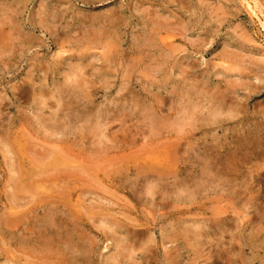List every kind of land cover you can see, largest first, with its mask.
I'll list each match as a JSON object with an SVG mask.
<instances>
[{
    "label": "rangeland",
    "instance_id": "rangeland-1",
    "mask_svg": "<svg viewBox=\"0 0 264 264\" xmlns=\"http://www.w3.org/2000/svg\"><path fill=\"white\" fill-rule=\"evenodd\" d=\"M0 9V264H264V0Z\"/></svg>",
    "mask_w": 264,
    "mask_h": 264
},
{
    "label": "bare ground",
    "instance_id": "bare-ground-1",
    "mask_svg": "<svg viewBox=\"0 0 264 264\" xmlns=\"http://www.w3.org/2000/svg\"><path fill=\"white\" fill-rule=\"evenodd\" d=\"M26 2H27V1H26ZM246 3H247V2H246ZM249 5H250V4H249ZM15 8H16V7H15ZM249 8H251V7H249ZM0 10H1V9H0ZM9 10H10V9H9ZM11 11H12V10H11ZM252 11H253V10H252ZM111 13H112V12H111ZM110 16H111V15H110ZM108 19H110V18H108ZM97 21H99V20H97ZM4 22H5V21H4ZM8 23H9V22H8ZM11 23H12V22H11ZM5 24H6V23H5ZM14 24H15V23H14ZM6 25H9V24H6ZM10 25H11V24H10ZM16 26H17V25H16ZM100 26H101V25H100ZM100 26H99V27H100ZM108 27H109V26H108ZM106 32H107V30H106ZM96 36H97V35H96ZM108 39H109V38H108ZM171 55H172V54H171ZM79 57H80V56H79ZM83 57H84V56H83ZM83 57H82V58H83ZM80 60H81V59H80ZM82 61H83V60H82ZM108 61H109V60H108ZM113 64H114V63H113ZM76 65H77V64H76ZM107 65H108V64H107ZM109 65H110V63H109ZM79 66H82V65H79ZM82 67H83V66H82ZM80 68H81V67H80ZM84 68H85V66H84ZM72 69H73V68H72ZM81 69H82V68H81ZM76 70H77V69H76ZM82 70H83V69H82ZM102 70L104 71V69H102ZM77 72H78V71H77ZM83 72H84V71H83ZM83 72H81V73H83ZM85 73H86V72H85ZM83 74H84V73H83ZM88 75H89V74H88ZM75 76H76V75H75ZM82 77H83V76H82ZM83 79H84V78H83ZM85 83H86V82H85ZM83 84H84V83H83ZM63 92H64V91H63ZM65 92H66V91H65ZM69 92H70V91H69ZM56 93H58V92H56ZM191 93H192V92H191ZM63 95H64V94H63ZM70 95H71V94H70ZM192 95H193V94H192ZM195 95H196V94H195ZM65 97H66V96H65ZM74 98H75V97H74ZM198 99H199V98H198ZM55 103H56V102H55ZM189 103H190V101H189ZM217 103H218V102H217ZM57 104H58V103H57ZM74 104H75V103H74ZM58 105H59V104H58ZM74 106H75V105H74ZM81 106H82V105H81ZM190 106H191V105H190ZM57 107H58V106H57ZM57 107H56V108H57ZM72 107H73V106H72ZM75 107H76V106H75ZM58 108H59V107H58ZM218 108H219V107H218ZM220 108H221V107H220ZM72 109H73V108H72ZM105 109H106V108H105ZM216 109H217V108H216ZM222 109H223V107H222ZM63 110H64V109H63ZM74 110H75V109H73V111H74ZM80 110H81V109H80ZM82 110L84 111L85 109H82ZM87 110H88V109H87ZM83 111H82V112H83ZM108 111H109V110H108ZM219 111H220V110H219ZM76 112H77V115H78V111H76ZM79 112H80V111H79ZM106 112H107V111H106ZM64 113H65V111H64ZM72 113H73V112H72ZM87 113H88V112H87ZM87 113H86V114H87ZM216 113H217V112H215V113L212 112V113H210V114H212V117L215 118L214 116H215ZM231 113H232V112H231ZM86 114H85V115H86ZM101 114H102V113H101ZM195 114H196V113H195ZM54 115H55V114H54ZM68 115H69V114H68ZM83 115H84V114H83ZM213 115H214V116H213ZM224 115H226V114H224ZM227 115H228V114H227ZM49 116H50V115H49ZM55 116H56V115H55ZM62 116L64 117V115H62ZM217 116H218V120H219L220 117H219V115L216 114V118H217ZM229 116H230V113H229ZM231 116H232V115H231ZM73 117H74V116H73ZM80 117H81V116H80ZM91 117H92V116H91ZM98 117H99V116H98ZM210 117H211V116H210ZM224 117H225V116H224ZM68 118H69V117H68ZM106 118H107V117H106ZM201 118H202V117H201ZM205 118H206V117H205ZM47 119H48V118H47ZM91 119H92V118H91ZM101 119H102V118H101ZM114 119H115V118H114ZM104 120H105V119H104ZM48 121H49V119H48ZM59 121H60V120H59ZM91 121H92V120H91ZM105 121H109V120H105ZM208 121H209V120H208ZM102 122H103V121H102ZM109 122H110V121H109ZM215 122H216V121H215ZM59 123H60V122H59ZM63 123H65V120H64ZM70 123H71V122H70ZM105 123H106V122H105ZM49 124H50V123H49ZM51 124H52V123H51ZM66 124H68V123L66 122ZM73 124H74V123H73ZM86 124H87V123H86ZM101 124H103V123H101ZM104 125H105V124H104ZM48 126H49V125H48ZM51 126H52V125H51ZM54 126H55V124H54ZM69 126H70V125H69ZM76 126H77V125H76ZM82 126H83V124H82ZM98 126H99V125H98ZM102 126H103V125H102ZM49 127H50V126H49ZM49 127H48V128H49ZM69 128H70V127H69ZM98 129H99V128H98ZM106 129H107V128H106ZM62 130H63V129H62ZM91 130H92V129H91ZM62 132H63V131H62ZM65 132H66V131H65ZM58 133H60V132H58ZM66 133H68V132H66ZM61 134H62V133H61ZM71 134H72V133H71ZM62 138H63V137H62ZM63 142H64V141H63ZM102 144H103V143H102ZM239 146H240V145H239ZM93 147H94V146H93ZM65 151H66V150H65ZM215 152H216V151H215ZM233 152H234V151H233ZM220 153H221V152H220ZM212 158H213V156H212ZM222 158H223V157H222ZM211 160H212V159H211ZM222 160H223V159H222ZM220 164H221V163H220ZM211 165H212V164H211ZM215 165H216V164H215ZM75 169H76V168H75ZM75 169H74V170H75ZM213 169H214V168H213ZM223 169H224V168H223ZM202 172H203V171H202ZM147 175H148V174H147ZM156 177H157V176H156ZM156 177H155V178H156ZM162 177H163V176H162ZM167 177H168V176H167ZM235 177H236V176H235ZM165 178H166V177H165ZM169 178H170V177H169ZM169 178H168V179H169ZM141 179H142V178H141ZM152 179H153V178H152ZM156 179H157V178H156ZM233 179H234V178H233ZM50 180H51V179H50ZM161 180H163V178H162ZM161 180H160V181H161ZM166 180H167V179H166ZM166 180H164V181H166ZM150 181H151V179H150ZM158 181H159V179H158ZM164 181H163V182H164ZM233 182H234V181H233ZM137 183H138V182H137ZM150 183H151V182H150ZM152 184H154V183H152ZM181 184H182V183H181ZM161 185H162V184H161ZM157 186H159V184H158ZM162 186H163V185H162ZM165 186H166V185H165ZM165 186H164V187H165ZM177 186H178V185H177ZM189 186H190V185H189ZM193 186H195V185H193ZM144 187H146V186H144ZM173 187H174V186H173ZM165 188H166V187H165ZM147 189H148V188H147ZM149 189H150V188H149ZM149 189H148V190H149ZM181 189H182V188H181ZM50 190H51V189H50ZM154 190H155V189H154ZM145 191H146V190H145ZM148 192H149V191H147V193H148ZM151 192H152V191H151ZM155 192H156V191H155ZM178 192H179V190H178ZM180 192H181V191H180ZM182 192H183V191H182ZM184 192H185V191H184ZM186 192H187V191H186ZM190 192H191V191H190ZM161 193H162V192H161ZM175 193H176V192H175ZM153 194H154V193H153ZM155 194H156V193H155ZM191 194H193V193L191 192ZM150 195H152V194H150ZM161 195H163V194H161ZM176 195H178V194H175V196H176ZM153 196H155V195H153ZM156 196H157V195H156ZM158 196H159V195H158ZM158 196H157V198H158ZM171 196H172V195H171ZM140 197H141V196H140ZM163 197H164V196H163ZM163 197H162V198H163ZM93 198H94V197H93ZM153 198H154V197H153ZM167 198H168V196H167ZM21 199H22V198H21ZM81 199H82V198H81ZM177 199H178V198H177ZM179 199H180V198H179ZM97 200H98V199H97ZM159 200H160V199H159ZM159 200H158V201H159ZM155 201H156V200H155ZM161 201H162V200H161ZM161 201H160V203H162ZM163 201H164V200H163ZM33 202H34V201H33ZM108 202H109V201H108ZM151 202H152V200H151ZM92 204H93V203H92ZM165 204H166V203H165ZM157 205H158V204H157ZM162 205H163V204H162ZM154 206H155V205H154ZM160 208H161V206H160ZM162 208L164 209V207H162ZM20 219H21V218H20ZM219 221H220V220H219ZM19 223H20V222H19ZM75 223H76V222H75ZM75 223H74V224H75ZM76 225H77V224H76ZM16 226H17V225H16ZM21 226H22V225H21ZM26 228H27V227H26ZM47 229H49V228H47ZM27 231H28V230H27ZM138 231H139V230H138ZM40 232H41V231H40ZM133 232H134V231H133ZM188 232H189V231H188ZM68 233H69V232H68ZM140 233H141V232H140ZM140 233H139V234H140ZM56 234H57V233H56ZM185 234H186V233H185ZM197 234H198V233H197ZM37 235H38V234H37ZM39 235H41V238H43L41 233H40ZM58 235H59V234H58ZM65 235H66V234H65ZM71 235H72V234H71ZM44 236H45V235H44ZM46 236H47V235H46ZM46 236H45V237H46ZM138 236H139V235H138ZM198 236H199V235H198ZM216 236H217V235H216ZM39 237H40V236H39ZM64 237H65V236H64ZM220 237H221V236H220ZM31 238H32V237H31ZM46 238H48V236H47ZM49 238H50V236H49ZM53 238H54V237H53ZM65 238H66V237H65ZM71 238H72V236H71ZM36 240H37V239H36ZM43 240H44V239H43ZM46 240H47V239H45V243H46ZM48 240H49V239H48ZM23 241H25V240H23ZM31 241H32V240H31ZM49 241H50V240H49ZM69 241H70V239H69ZM72 241H73V240H72ZM41 243H43V241H42ZM45 243H44V244H45ZM50 243H53V240H52V242H50ZM64 243H65V242H64ZM23 244H26V242H25V243L23 242ZM39 244H40V243H39ZM47 244H48V243H47ZM27 245H28V244H27ZM27 245H25V246H26V248L28 247V249H29V246H27ZM45 245H46V244H45ZM71 245H72V244H71ZM25 246H23V247H25ZM32 246H33V245H32ZM42 246H44V245H40V248H41ZM47 246H49V245H47ZM20 247H21V249H23V250L25 249V248L22 247L21 244H20ZM30 247H31V246H30ZM44 247L46 248V246H44ZM49 247H51V246H49ZM40 248H39V250H40ZM45 248H44L43 250H44V252L46 251L45 253H47V250H45ZM51 248H52V247H51ZM33 249H34V248H33ZM46 249H48V248H46ZM54 249H55V248H54ZM78 249H79V248H78ZM25 250H27V249H25ZM49 250H50V249H49ZM49 250H48V252H49ZM27 251H28V250H27ZM37 251H38V250H37ZM84 251H85V250H84ZM28 252H30V251H28ZM91 252H92V251H91ZM38 253H39V252H38ZM51 253H52V252H49V254L47 253V255L50 256ZM117 253H118V252H117ZM35 254H36V253H35ZM64 254H65V253H64ZM87 254H88V253H87ZM85 255H86V254H85ZM29 256H30V255H29ZM56 256H57V255H56ZM86 256H87V255H86ZM111 256H112V255H111ZM118 256H119V255H118ZM51 257H52V256H51ZM73 257H74V256H73ZM119 257H121V256H119ZM87 258H88V257H87ZM32 259H33V258H32ZM83 259H84V258H83ZM43 262H45V261H43ZM43 262H42V264H43ZM58 262H59V261H58ZM117 262H118V261H117ZM26 263H27V262H26ZM31 264H32V263H31ZM49 264H50V263H49Z\"/></svg>",
    "mask_w": 264,
    "mask_h": 264
}]
</instances>
